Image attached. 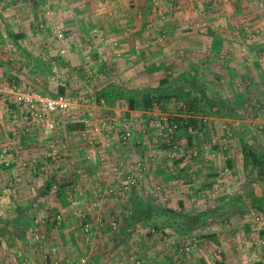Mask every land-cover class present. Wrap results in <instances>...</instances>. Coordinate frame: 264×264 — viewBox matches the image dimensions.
<instances>
[{
    "label": "crops",
    "instance_id": "crops-1",
    "mask_svg": "<svg viewBox=\"0 0 264 264\" xmlns=\"http://www.w3.org/2000/svg\"><path fill=\"white\" fill-rule=\"evenodd\" d=\"M171 1L161 0L157 6L155 0H48L47 4L43 0H0V148L10 145L13 159L11 167L0 171V186L10 179L17 180L19 185L16 195L0 196L3 205L0 209V264H54L57 256L63 257L64 264H74L81 258H87L89 264H118L120 261L131 264L125 254L133 251L132 240L114 236L122 228L115 230L96 225L95 239L87 241L81 229L82 220L75 212L78 207L74 203L77 201L83 206L92 197L101 202L122 198L121 190H115L117 192L113 194L109 191L104 193V187H100L99 191L97 185L96 194L92 184L106 186L107 180H113L115 176L109 167L117 164L118 159L123 164L140 163L142 159L159 162L157 158L148 157L152 153L146 150L144 143L149 142V138L143 144L136 143L141 137L138 134L136 141L123 146L119 145L115 130L109 128L98 132L93 142L89 135L84 134L83 128L69 129L64 124L55 131L37 128L24 131L23 106L13 100L6 80L12 85L26 81L33 84L34 69L26 65L28 56H39V52L43 51L41 43L51 42L53 37L51 25H47V30L39 28L42 18L49 20L50 16L57 17L67 33L62 45L68 53L69 67L63 68L68 78L61 87L69 93L70 87H74V92L68 97L83 105L79 117L90 114L96 123L104 116H108L104 119L116 117L118 124H123L124 118L128 121L131 119L129 116L140 110L137 107L145 106V92L162 89V86L164 89L169 80L175 90H189L186 94L191 97L186 103L190 111H185L190 113L188 116H198L207 107L209 114L218 118L223 113L217 101H222V98L233 106L229 112L231 116H256L253 110L245 108L248 112H244L246 100L264 105V0H178V10L172 7ZM218 1L224 2L225 11L222 14L216 12L213 6V2ZM163 6L170 10L169 18L161 16L162 11L167 15L169 13ZM163 31L168 34L166 42L161 38ZM94 36L97 42L91 45L89 41ZM103 38L109 43L103 42ZM114 42L118 44L113 45ZM50 48L46 50L52 55L58 53ZM107 55L113 57L105 64L103 58ZM106 67L109 71L103 72ZM115 68L117 74L109 73ZM169 70H173V76L166 73ZM49 79V76L45 79L47 87L45 83L42 86L35 84V89L50 95L58 93L59 86ZM205 90L209 98L201 99L198 95L204 94ZM228 95L231 98H226ZM15 116H18L17 122L13 121ZM51 144L58 145L61 154L58 161L50 157ZM188 146L186 153L191 150ZM182 151H185L184 148ZM182 151L179 153L182 154ZM187 157L185 155L181 159L187 161ZM182 165L184 162L176 164V169ZM230 165L233 170L244 166ZM162 168L160 176L155 177L160 179L158 182L166 180L162 179ZM214 168V164H188L179 168L177 176L164 173L170 177L163 184L160 196L162 199L179 200L174 207L180 206L183 199L190 202V199L200 195L206 196L217 179L209 174ZM28 169L33 174L29 180ZM186 171H190L191 183L183 184L181 179L179 187L174 188L173 183L186 175ZM203 172L205 176L202 177L200 173ZM156 173L155 168L151 172L153 178ZM64 174L76 179L68 181ZM53 177L59 182H66V179L69 183L67 190L71 185L75 186L79 199L67 196L66 201L60 198L55 193L57 184L45 193ZM234 181L235 178L231 179L228 185L234 184ZM181 186L185 189H180ZM257 190L254 194L259 197L264 190L260 187ZM144 191L150 193L142 188L138 195L144 194ZM70 199L75 200L73 205H70ZM50 201L57 213L64 212L62 223L56 220L53 224L55 216L47 221L51 211L47 209ZM105 206L108 204H102L103 210ZM239 226V232L233 235L229 233V228L220 226L212 235L215 242L206 243L209 245V248L206 246L207 252L199 253L188 261L189 264H239L246 257L250 264H254L253 257L258 259L256 264H264L263 241L253 243L256 236L249 234V222ZM35 227L42 239L34 242V247H29L28 242L34 239L32 230ZM260 232L264 236V231ZM219 244L226 252L224 258L217 259L209 252H214L213 247ZM239 247L248 251L241 253L237 249ZM52 250H55V255ZM145 253V264L167 263L166 257L160 256L157 250L148 249Z\"/></svg>",
    "mask_w": 264,
    "mask_h": 264
},
{
    "label": "rangeland",
    "instance_id": "rangeland-1",
    "mask_svg": "<svg viewBox=\"0 0 264 264\" xmlns=\"http://www.w3.org/2000/svg\"><path fill=\"white\" fill-rule=\"evenodd\" d=\"M43 1H47L45 4L48 3V0ZM155 1L158 4H161V0ZM175 2L176 3L173 4V1H171L172 7H176L177 10L180 9L179 1L175 0ZM158 4L156 5L158 6ZM213 6L215 11L218 13L222 14V12L225 11L224 2H213ZM163 7L165 10H168L166 9L168 8L167 6ZM168 12L169 13L167 15L164 14V12L162 11L161 16L169 18L171 14L170 10H168ZM35 19H39V17L35 16ZM42 19L43 20H40L39 22V28L47 30V25H51V37H53L51 39V42L44 43V41L41 43L43 46H41L43 48V51L39 52V56H28L29 60H27L26 65H28L31 70L34 69L33 76L35 79L33 80V84L30 81H26V83L31 84L33 86L35 84H37L38 86H42L45 83L46 86L45 79L47 78V76H49L50 79H52L59 86L57 88L59 91L60 87L63 85V82H65L68 78V73L65 72L66 70H63V68L69 67V62L67 58L68 53L66 51V47L62 45V42H64V40L66 39L67 33L64 29L61 28V24H59L57 17L50 16L49 20L46 17ZM40 23H43L44 25L41 26ZM59 31H63L64 33L65 37L62 40H59L57 38V33ZM166 34L167 31H163V34L161 36V38L163 37V42L167 41L166 39L168 38V34ZM105 40L106 39H103V42L109 43V41ZM89 42L91 43V45L93 43H96V37H91V41ZM114 44L115 42L113 43V45ZM47 47H51L53 48V50L56 49L58 53L52 55L50 51L48 52L46 50ZM62 48L66 51L64 55H60V50ZM112 57L113 56L111 55H107L106 57H104V63L106 64L110 62V59H112ZM32 62L34 63V66L32 65ZM247 62L248 64L250 63L249 61ZM60 64L64 65L62 66ZM108 69V67L104 68L103 72L109 71ZM112 72L117 74V69L115 68L109 73ZM166 73L169 76L174 75L173 70H169ZM106 75L108 74L106 73ZM6 82V85L8 83L12 84V82L9 80H6ZM171 82L172 81L169 80L167 83H165V85L163 84L164 89L162 86V92L161 88H158L156 90L157 92L154 90L153 93L155 94H153V103L149 106L147 105L146 107L143 104L141 108L137 107L136 109L140 110H137L138 112L134 113V115L129 116V118L131 117V119H129L128 121H123V124L120 123L119 125V121H115L110 118L104 119V117L108 116H104L99 120V123L101 124L106 122V125L103 126V129L109 128L110 130H115L114 132H116L118 135L119 145L126 146L131 141H136L135 138L139 136L144 137V139L140 137V140L136 143L138 144L140 142L141 144H143L144 140L149 138L150 141L144 143L147 146H145L147 148L146 150L152 153V155L148 157H153L154 159L157 158L159 159V162L157 160H149L148 162V160L142 159L140 163L139 161H136L134 164H126V162H124L125 164H123L118 159V161L116 160L117 164H111L109 167L111 168L110 171L112 172L113 177L115 176L113 180H107L106 186H102L99 183L92 184H94L95 186L94 190L96 194H98V190L101 191L100 187H102V189L104 187V193L109 191L111 192V194H113L118 190H121L123 192L122 198L119 197L117 199H114L113 202L106 200L101 202L100 200H94V198L92 197V200L90 199L89 202L83 204V206L78 204L77 201L74 203L75 207L77 206L78 208L82 209L84 213L88 210L89 205L98 203V206L95 207L97 210L92 211L90 216L87 215L88 213H85V215L82 212L80 213V215L77 213L78 216L81 218L82 222L86 219H90L94 231L92 239H95L94 228L96 225H103L107 228H112L111 221L116 220L119 222L118 227H121L122 229L121 232H115L114 236L121 240H124L125 237L128 239V241L132 240L131 248L133 251L127 253L131 255L133 254L141 258L143 260L142 264L146 263L147 258L145 257V252L148 249L153 251L157 250V252H160V256L164 258L166 257V264H177L179 261H183V264H189L190 262L188 261L193 259V257L196 258L199 253L207 252L208 249L206 248V246L209 248V245H206V243L209 242L208 244H212L213 242H215L212 241L213 238L215 239V237L212 235L220 226L227 228V230L229 228V233L233 235L235 234V232H239V227H241L239 226L240 224L245 225L246 222H249V234L252 236H256V239L253 240V243L258 244L259 242L264 241V236L260 232V230L264 231V212L257 210L254 207L255 205L253 204L254 197H258V195L254 194L258 187L264 190V180L254 168L249 165H245L244 154L242 151V144L243 142H246L251 147L257 149L258 152L264 153V105H258V103L256 102L253 103L251 101L248 102L246 100L244 104V112L246 113L250 110H253L255 111L256 116H253V118L235 114L231 116L229 112L230 108H233V106L229 105L227 101L223 98L222 101H217L215 99L218 103L220 102L219 104L222 108L221 113H223L218 118H214L211 114H209L207 107L203 109L201 113L198 114V116H194L193 114L192 116H188L190 113L185 111H187L189 108L188 104L186 103L187 98L191 97V95L188 97V94H186V92H189V90H175ZM74 90L75 89L72 86L70 87V93L69 91L67 92V90L66 92L68 93V95H70L72 92H74ZM175 91H177L176 94ZM179 91H183L185 93H180ZM159 92L162 94V96L159 94ZM253 92L255 91L253 90ZM198 96H201V99L209 98V95H207V90H205L204 94ZM70 98L73 101V98L71 96ZM226 98L231 97L228 95ZM74 104L78 105L80 103L74 102ZM245 108H247L248 111ZM161 116H169L170 118H173L178 121V118H181L180 120H182L181 122H183V124L187 123V121L189 122L191 119H194L195 123L192 124L191 122H189L188 124L181 125L177 129L175 137L170 138L167 130H161V133H159V131L155 128L156 126L151 124L149 121L151 118H160ZM68 122L69 121H67L66 124H68ZM124 123H128L129 128L132 131L131 139L127 143L123 142L121 136L122 132L124 131ZM136 134H138L139 136H137ZM133 136L134 139H132ZM188 144V148L191 150L186 153V147ZM183 148L185 151H182ZM181 151L183 152L182 154L179 153ZM195 152H197L196 155H194ZM159 153H161L160 156ZM185 155L188 156L187 158L189 160L185 161V159H181ZM146 162H148V164H146ZM181 162H184V165L176 169V164H182ZM188 164H214V171H211L209 174H212L217 179L214 181V184H212V189H208V191H210L208 192V194H206V196L200 195L194 200L190 199V202H185V199H183L181 201L182 204L180 206L174 207L177 205V203H179V200L176 201L175 199L174 201L172 198L167 197H163L162 199V197L160 196L161 190L163 189V184H165V181H167L168 177H170L168 175H164V173L177 176L176 172L179 171V168H184ZM230 164H244V166L241 165V169L236 168L235 170H233L232 167H230ZM160 165L163 167H161L163 169V172L161 173V175L163 174L162 179H166L162 182H158V180L160 179L155 178L160 176L159 170L161 168H158V166ZM155 168L157 173L153 178L151 172L154 171ZM30 171L31 169H28L27 180L33 177V174L29 173ZM136 172L139 174L138 176L140 177V182L136 186L132 187V189H125L123 182L127 180V176L129 174ZM189 172L190 171H186V175H182L181 178L179 177V180L176 183H173L174 188L179 187V184L182 183L181 179H183V184L191 183V180H189L191 176H188ZM200 174H202V177L205 176V172ZM64 176L69 179L68 181H72V178L74 180L76 179L74 177H69L65 174L63 175V177ZM233 178H235L234 184L228 185L229 181ZM15 181L17 185V180ZM65 181L68 182L66 179ZM255 182H257V185H255ZM3 185L4 184H2V186ZM96 185L99 186L97 187L98 190L96 189ZM17 187H19V185H17ZM1 188L2 187L0 186V191ZM74 188L76 187L71 185L68 188L69 191L66 189V192L62 197H77V190H75ZM142 188H145V190H149L150 193H146L144 191V194L138 195V192ZM197 188L199 189L200 187ZM180 189H185V187L181 186ZM55 193H57V191H55ZM134 196H138V198H141L146 202H152L155 204H159L160 206L165 208L174 209L178 214H182V216L177 217L173 216V213H161V215L157 216L158 225H155L153 223H144L142 221L128 225L129 223H127V221L132 214V199H134ZM262 196H264V192L259 197ZM77 198L79 199V197ZM65 200L67 201L66 198ZM70 201V205H73L72 201L75 200L70 199ZM104 203H107L108 206H105V209L103 210L104 206L102 208V204ZM0 204L2 203L0 202ZM51 204L52 203L50 201L49 206L47 207L48 210L51 209L50 212L53 211V206ZM2 208L3 205H1L0 209ZM60 213L61 211L58 212L57 215ZM103 214H105L104 217L102 216ZM64 219L65 215L62 220L59 221V223H62ZM168 222H170L171 224H168ZM37 223L38 222H36V224ZM59 223H57V225L61 226ZM188 224H190V226L192 227L190 231L181 233L178 230V227L183 228ZM151 229H155V232H151ZM259 234L262 237H259ZM192 236L197 237L200 241L190 253H184L182 255L179 254L178 248L176 247L179 246L181 243L183 244L184 242L186 243L187 241H189ZM262 244V246H264V243ZM28 246L34 247V245H32L30 242H28ZM145 247L147 248L143 249ZM213 248L214 252L209 253H213L214 257L217 259L224 258L226 251L221 246V244H219V246L216 245ZM237 249L241 253H243L244 251H248V249H244L243 247H239ZM258 256H260V253ZM203 258L202 260H204ZM204 262L206 261L204 260ZM250 262L251 261H249V259L246 257L240 260L239 264H250ZM253 262L254 264H256L258 262V259L253 257ZM118 264H124V261H120L118 262ZM131 264L133 263L131 262Z\"/></svg>",
    "mask_w": 264,
    "mask_h": 264
},
{
    "label": "built area",
    "instance_id": "built-area-1",
    "mask_svg": "<svg viewBox=\"0 0 264 264\" xmlns=\"http://www.w3.org/2000/svg\"><path fill=\"white\" fill-rule=\"evenodd\" d=\"M175 4V0H172ZM157 4V3H155ZM43 26V23H40ZM63 31H59L57 33V38L62 40L64 38ZM99 37V36H98ZM104 39V38H103ZM106 41V40H105ZM118 44L115 42L114 45ZM60 55H64L66 51L62 48L60 50ZM8 91L10 94L13 95V100L23 106V118L26 121L25 123V132H30L31 129H39L43 131H55L58 129L63 123L66 124L67 121H81L84 124L83 132L86 135H89V139L91 142L95 141V135L97 133L103 131V126L106 125V122L99 123L95 122L90 114L86 116L79 117L78 113L81 110L83 105L74 104V102L65 94H46L37 89L31 84H27L26 82H22L19 84H7ZM17 117H14V122H17ZM113 120H117L116 117L112 118ZM123 121H126L124 118ZM150 123L155 125L156 129L161 133V130H167L169 137L174 138L177 129L180 127L179 121L169 116H161L160 118H151ZM64 124V125H65ZM124 131L122 132L121 136L123 142H128L131 139L132 131L129 128L128 123L124 124ZM171 141V140H170ZM50 157L58 161L61 157L59 148L57 144H51ZM197 152L194 153L196 155ZM12 150L10 145L6 144L0 148V171L3 169L9 168L12 165ZM139 174L132 173L127 176V180L123 182L125 189H132V187L136 186L140 181ZM0 196L3 195H16L17 193V186L15 179H10L1 186ZM98 206V203H94L93 205L88 206V210L85 213L87 215H91L92 211H95ZM1 207V204H0ZM75 212L80 215L82 212L84 215L85 213L80 208H76ZM86 215V216H87ZM64 217V212H61L57 215L56 219L59 222ZM111 226L113 229H118L119 222L116 220L111 221ZM92 224L90 219H86L82 222V231L84 233L85 239L90 241L94 235V231L92 228ZM151 232H155V229H151ZM32 235L34 239H30V243L33 245L34 242H39L42 239V236L37 232L36 227L32 230ZM200 240L192 236L189 241L183 244L181 243L178 248L179 254H188L190 253L197 243ZM264 243V241H263ZM51 253L55 255V250H52ZM126 259L133 264H142L143 260L135 255L126 254ZM63 257L57 256L54 258V264H64ZM74 264H89V260L87 258H81L80 260L76 261ZM177 264H183V261H179Z\"/></svg>",
    "mask_w": 264,
    "mask_h": 264
},
{
    "label": "trees",
    "instance_id": "trees-1",
    "mask_svg": "<svg viewBox=\"0 0 264 264\" xmlns=\"http://www.w3.org/2000/svg\"><path fill=\"white\" fill-rule=\"evenodd\" d=\"M154 90L156 91L157 89H150V90H148L147 92L144 93V104H145V107L147 105L149 106L150 104L153 103V99H154L153 94H155V93H153ZM58 93L59 94H65V95L69 96L66 93V90L63 87H60V90L58 91ZM159 94L162 96V94L160 92H159ZM189 122L194 124L195 120L191 119ZM189 122L187 121V123H184V124H188ZM179 124H180V126L184 125L183 122H179ZM66 127L69 128V129H80V128L84 127V124L81 121H75V122H70L69 121L68 124H66ZM242 151H243V154H244L245 165H249L252 168H254L257 171V173L264 180V153L258 152L257 149L251 147L246 142H243V144H242ZM53 184H57V187H58L57 190H56L57 191V195L64 199V197H62V196L66 192L68 182H59V181L56 180L55 177H53V180L52 179L49 180L48 185L46 186V190L44 192L46 193L48 191H51V188L53 187ZM253 204L255 205L254 207L257 210H260V211L264 212V196H262V197H254ZM132 205H133L132 214L128 218V221H127V223H129L128 225L137 223L139 221H142L144 223H153L155 225H158V222H157V218L158 217L157 216L161 215V213H163V214H165V213L166 214L173 213L174 214L173 216H177V217H179V216L181 217L182 216V214H180V213L178 214L176 212V210H174V209L165 208V207L160 206L159 204H155V203H152V202H146V201L142 200L141 198H138V196L137 197L134 196V199H132ZM56 215H57V209H53V211L50 212L47 221L50 220L53 216H55V218L53 219V224H55L56 220H57L56 219ZM176 221H177V219H176ZM170 222H168V224ZM166 224H167V222H166ZM25 229H27V228H25ZM190 229H192L190 224H188L187 226H185L183 228L182 227L181 228L178 227V230L181 233L190 231Z\"/></svg>",
    "mask_w": 264,
    "mask_h": 264
}]
</instances>
